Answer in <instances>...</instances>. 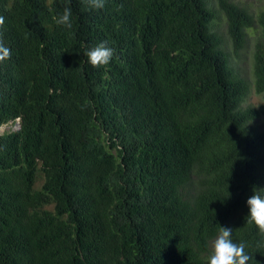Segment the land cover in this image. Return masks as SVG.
I'll return each mask as SVG.
<instances>
[{"label": "trees", "instance_id": "trees-1", "mask_svg": "<svg viewBox=\"0 0 264 264\" xmlns=\"http://www.w3.org/2000/svg\"><path fill=\"white\" fill-rule=\"evenodd\" d=\"M0 0V264H204L264 186V7L237 0ZM225 18L228 38L215 24ZM106 41L108 64L85 49ZM252 48L251 77L230 59ZM228 192L231 193L229 197ZM226 197V198H225Z\"/></svg>", "mask_w": 264, "mask_h": 264}, {"label": "clouds", "instance_id": "clouds-1", "mask_svg": "<svg viewBox=\"0 0 264 264\" xmlns=\"http://www.w3.org/2000/svg\"><path fill=\"white\" fill-rule=\"evenodd\" d=\"M86 2L92 9H101L105 6L106 0H86ZM65 5L63 10L57 13L56 23L66 29H71L74 23L71 0H65ZM0 23H3V17H0ZM114 52L115 49L106 41H100L86 48L84 54L92 65L98 66L108 64ZM11 54V47L0 42V61L10 57ZM230 195L231 193L228 192L226 197ZM245 203L247 222L254 224L261 233H264V186H253ZM246 249V242L234 239L231 226L220 224L208 242L204 264H251L255 257Z\"/></svg>", "mask_w": 264, "mask_h": 264}, {"label": "rangeland", "instance_id": "rangeland-1", "mask_svg": "<svg viewBox=\"0 0 264 264\" xmlns=\"http://www.w3.org/2000/svg\"><path fill=\"white\" fill-rule=\"evenodd\" d=\"M237 1L245 3L250 8L251 11H255L261 7H264V0H237ZM215 24L219 27V32L222 34V36L224 38H228L226 32L225 18L222 16V14L218 13V18L215 20ZM227 49L230 52V59L231 62L234 64V66L240 69L243 76L250 78L251 77L250 68L252 62L251 46L246 44L237 53H235L232 47L229 45H227ZM263 102H264V96L256 93L253 88H250L243 104L258 105ZM18 121L19 120H16L14 122L10 121L8 123L2 124L0 126V133L17 129L19 126Z\"/></svg>", "mask_w": 264, "mask_h": 264}]
</instances>
